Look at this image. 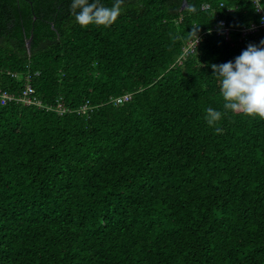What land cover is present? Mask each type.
Masks as SVG:
<instances>
[{"label": "trees", "instance_id": "obj_1", "mask_svg": "<svg viewBox=\"0 0 264 264\" xmlns=\"http://www.w3.org/2000/svg\"><path fill=\"white\" fill-rule=\"evenodd\" d=\"M184 1L0 0V264H264V119H204L264 0Z\"/></svg>", "mask_w": 264, "mask_h": 264}, {"label": "clouds", "instance_id": "obj_2", "mask_svg": "<svg viewBox=\"0 0 264 264\" xmlns=\"http://www.w3.org/2000/svg\"><path fill=\"white\" fill-rule=\"evenodd\" d=\"M124 0H114L111 6L101 3V0H72L70 14L81 27L89 25L109 27L117 21L122 12ZM186 9L195 12L196 7L187 3ZM199 26H194L196 43ZM214 76L220 82V95L223 98L224 112L209 107L205 110L204 119L208 126L214 127L231 111L236 114L257 115L264 119V39L259 45L249 43L241 53L221 64H212ZM221 133V128H215Z\"/></svg>", "mask_w": 264, "mask_h": 264}, {"label": "built area", "instance_id": "obj_3", "mask_svg": "<svg viewBox=\"0 0 264 264\" xmlns=\"http://www.w3.org/2000/svg\"><path fill=\"white\" fill-rule=\"evenodd\" d=\"M252 4L255 7V10L258 12H262L263 11V5L260 4V0H251ZM229 11V10H228ZM260 26H264V14L260 13V21L257 23H251L249 25L246 26H242L241 28H239V32L242 35H248L250 33H253L254 31H256L258 28H260ZM210 31L214 32L216 35H226L229 31V28L225 25L224 19L222 18H218L215 23L213 24V26L211 27ZM192 43H196V38L190 39L188 42V45L192 44ZM24 92H22V95L20 98H16L15 96H13L12 94L6 92L5 90L0 89V104H3L6 101H10V100H18L24 103H29V99L24 97ZM125 98V96L123 97V99ZM56 110L60 113L63 111V108L61 107V105L58 103Z\"/></svg>", "mask_w": 264, "mask_h": 264}, {"label": "water", "instance_id": "obj_4", "mask_svg": "<svg viewBox=\"0 0 264 264\" xmlns=\"http://www.w3.org/2000/svg\"><path fill=\"white\" fill-rule=\"evenodd\" d=\"M185 6V1L182 0V3H181V9ZM29 40H30V37H28L26 39V48L28 49L29 48Z\"/></svg>", "mask_w": 264, "mask_h": 264}]
</instances>
